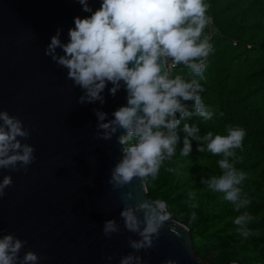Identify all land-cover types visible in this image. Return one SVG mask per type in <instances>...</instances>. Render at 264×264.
Listing matches in <instances>:
<instances>
[{"label": "clouds", "instance_id": "obj_1", "mask_svg": "<svg viewBox=\"0 0 264 264\" xmlns=\"http://www.w3.org/2000/svg\"><path fill=\"white\" fill-rule=\"evenodd\" d=\"M77 2L90 15L73 18L67 42L61 40L62 30L57 28L44 54L66 69V79L82 90L77 98L79 104L98 101L103 105V93L109 84L108 92L113 97L121 88L126 92V104L116 108L111 119L104 111L93 110L97 118L96 137L107 141L115 135L121 146L120 158L111 168L107 183L118 190L134 179L155 180L164 162L176 155L179 144L180 155L189 157L192 141H196L197 151L221 157L216 162L221 174L202 178L201 183L222 193L223 200L234 206L239 215L233 223L241 237L258 235L249 227L253 215L241 211L252 202L241 187L247 173L235 166L242 160L236 150L242 149L246 130L229 126L226 135H214L212 131L201 135L196 124L183 123L180 127L182 120L193 116L211 121L214 115H224L205 105L200 95L204 88L196 79H204L208 58L214 52V30L205 32L212 23L208 15L210 5L206 0H100V6L93 10L89 0ZM179 65L190 70V79L173 75L170 68ZM29 137V129L18 117L0 110V169L27 171L36 159L35 148L24 142ZM11 185V176L4 175L0 180V197ZM188 196L195 199V192L190 191ZM130 200L131 192L121 193L123 207L119 216L124 228L139 237L130 238L129 247L136 253L146 252L155 247L160 230L172 219L171 213L164 200H143L138 204L129 203ZM191 219H196L195 212ZM119 232L115 219L103 222L105 237ZM26 243L12 233L0 235V264H39L42 257L31 250L20 256ZM119 264L145 262L130 252L120 258ZM162 264L176 261L167 259Z\"/></svg>", "mask_w": 264, "mask_h": 264}, {"label": "water", "instance_id": "obj_2", "mask_svg": "<svg viewBox=\"0 0 264 264\" xmlns=\"http://www.w3.org/2000/svg\"><path fill=\"white\" fill-rule=\"evenodd\" d=\"M89 4L95 10L100 0ZM87 15L77 0H0V110L29 129L24 142L35 148L36 157L26 172L0 169V180L4 175L12 178L0 197V235L12 233L26 241L20 256L31 250L42 257L39 264H119L130 252L145 264L167 259L212 264L196 257L188 227L174 219L160 230L155 247L138 253L129 247L128 240L139 237L124 228L119 216L121 193L131 192L132 204L155 200L139 179L118 190L107 183L121 146L115 135L107 141L96 137L93 111H104L111 119L126 104V92L121 88L113 97L109 84L103 105L79 104L82 90L44 54L57 28L67 42L73 18ZM107 219L117 221L119 233L103 235Z\"/></svg>", "mask_w": 264, "mask_h": 264}, {"label": "trees", "instance_id": "obj_3", "mask_svg": "<svg viewBox=\"0 0 264 264\" xmlns=\"http://www.w3.org/2000/svg\"><path fill=\"white\" fill-rule=\"evenodd\" d=\"M212 17L206 33L213 32L214 52L209 56L200 93L205 105L214 113L211 121L193 116L182 120L196 124L203 135L207 131L226 135L229 126H240L247 135L236 154L242 160L235 166L247 173L242 189L252 202L247 209L254 220L249 227L258 232L247 239L241 237L233 223L239 215L234 206L201 183L212 175H220L217 160L207 152L197 151L192 141L189 157L176 155L166 160L155 180H144L152 200H164L172 219L185 224L190 232L196 257L212 264L237 262L264 264V0H206ZM173 75L191 78L183 65L170 68ZM190 110L192 102H189ZM183 137V133H180ZM167 168L175 171L168 172ZM195 192V199L188 193ZM196 204V207H191ZM196 219L192 220V213Z\"/></svg>", "mask_w": 264, "mask_h": 264}]
</instances>
